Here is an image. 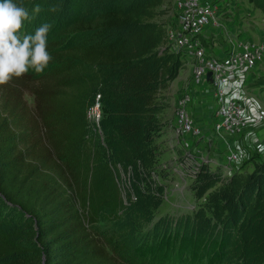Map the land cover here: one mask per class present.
I'll return each instance as SVG.
<instances>
[{"label": "trees", "instance_id": "trees-1", "mask_svg": "<svg viewBox=\"0 0 264 264\" xmlns=\"http://www.w3.org/2000/svg\"><path fill=\"white\" fill-rule=\"evenodd\" d=\"M16 2L40 5L24 34L50 23L52 60L0 86V264H264V161L203 166L198 205L156 216L161 93L183 68L157 21L171 0Z\"/></svg>", "mask_w": 264, "mask_h": 264}, {"label": "built area", "instance_id": "built-area-1", "mask_svg": "<svg viewBox=\"0 0 264 264\" xmlns=\"http://www.w3.org/2000/svg\"><path fill=\"white\" fill-rule=\"evenodd\" d=\"M243 3L171 0L166 7L165 46L182 58L183 67L191 73L185 90L176 97L172 122L177 147L182 151L177 169L181 178H189L191 183L203 166L210 169L213 165L223 176H231L241 169L242 159L248 154L242 153L236 142L249 124L244 92L259 76L258 65L264 64V42L243 40L238 30L227 27V23H238ZM254 30L251 28V32ZM214 40L220 46L211 49L209 42ZM204 107L214 118L211 131L210 122H195ZM88 118L99 121V104L88 112ZM261 123L263 114L255 122ZM255 146L257 161H264V131ZM209 149L213 150L207 156Z\"/></svg>", "mask_w": 264, "mask_h": 264}, {"label": "rangeland", "instance_id": "rangeland-1", "mask_svg": "<svg viewBox=\"0 0 264 264\" xmlns=\"http://www.w3.org/2000/svg\"><path fill=\"white\" fill-rule=\"evenodd\" d=\"M224 2H232L233 0H222ZM240 4L241 0H234ZM168 7V6H166ZM164 6L163 9L166 10ZM242 11H240L241 18L238 23L231 26L227 23L228 28L238 30L240 37L243 40L251 39L256 42H264V14L262 11L256 8L254 3H250L244 0L242 5ZM169 13L160 16L157 19L158 22H166L168 20ZM33 19L25 21L24 27L21 29V35L27 30L31 29ZM251 28H255V32H251ZM212 44L211 49L218 48L220 43L218 40L210 41ZM223 51V50H221ZM183 61V60H182ZM259 77L264 76V64L261 62L258 65ZM191 79L190 70L183 67L175 80H173L168 89L161 93V97L165 98V109L161 114L160 124L161 133L156 138L157 145V171L155 179L158 184L164 186L162 204L158 209L156 216L159 218L163 215L178 216L184 213H189L194 209L198 202L195 200L191 191V180L189 178H181V171L177 169L179 164V158L182 151L177 147L175 137L173 135L172 122L174 119V108L177 95L183 92ZM257 79V78H256ZM244 106H245V119L248 121L246 131L239 139H237L240 149L248 154L242 159L241 169L242 171H251L252 164L257 161V148L255 143L259 136L264 131V124H255L260 114L264 115V89L262 87L247 86L244 92ZM91 120V119H90ZM93 121V120H91ZM197 124H207L213 127L214 118L213 115H209L208 111L200 109L197 118H195ZM257 136V137H256ZM210 150V151H209ZM207 156L211 155L213 149H209ZM206 155V154H205ZM210 171H216L219 169L215 166H209ZM122 192H125L126 180L122 178L119 181ZM146 230V229H145ZM144 230V231H145Z\"/></svg>", "mask_w": 264, "mask_h": 264}, {"label": "clouds", "instance_id": "clouds-1", "mask_svg": "<svg viewBox=\"0 0 264 264\" xmlns=\"http://www.w3.org/2000/svg\"><path fill=\"white\" fill-rule=\"evenodd\" d=\"M57 10L56 6L50 8ZM40 11V5H35L30 13L16 0H0V86L22 78L30 69L42 74L52 60L47 50L50 23H42L33 33L21 35L24 22Z\"/></svg>", "mask_w": 264, "mask_h": 264}]
</instances>
